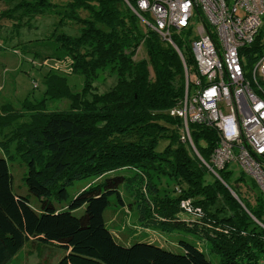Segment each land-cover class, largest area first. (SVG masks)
Segmentation results:
<instances>
[{
	"label": "trees",
	"instance_id": "trees-1",
	"mask_svg": "<svg viewBox=\"0 0 264 264\" xmlns=\"http://www.w3.org/2000/svg\"><path fill=\"white\" fill-rule=\"evenodd\" d=\"M22 8L32 15L58 12V28L60 19L79 26L77 37L60 35L54 42V57L71 60L70 68L86 85L73 92L65 77L45 76V97L67 99L69 109L33 114L18 127L25 183L40 201L38 211L28 198L14 193L8 161L0 157V264L28 243L63 250L57 264H215L209 254L218 257L217 264H262L264 194L243 171L232 180L230 165L218 171L219 178L210 171L207 164L219 141L214 128L191 124L193 145L186 138L180 111L186 70L189 76L197 73L192 43L198 39L193 27L198 20L174 30L172 46L123 0H68L61 9L53 0H33ZM197 19L203 18L198 14ZM263 53L264 17L254 43L242 51L248 77ZM107 67L117 71L116 85L104 95H92L97 71ZM154 176L159 177L157 185ZM81 180L90 183L67 207L62 205L68 188ZM168 180L176 195L166 191L161 198L158 192L167 190ZM123 188L133 192L137 206L126 202L138 211L139 220L161 235L175 229L189 234L179 241L182 253L153 242L129 247L118 242L104 213L112 198L124 205ZM246 190L253 194L256 209ZM184 200L200 213H186ZM82 208L84 214L76 216Z\"/></svg>",
	"mask_w": 264,
	"mask_h": 264
},
{
	"label": "built area",
	"instance_id": "built-area-1",
	"mask_svg": "<svg viewBox=\"0 0 264 264\" xmlns=\"http://www.w3.org/2000/svg\"><path fill=\"white\" fill-rule=\"evenodd\" d=\"M148 27L166 39L187 29L199 4H208L205 23L193 24L198 39L192 43L197 73L186 70V93L181 116L188 141L189 125L214 128L219 137L210 171L235 164L255 180L264 194V53L252 75L243 69L242 51L251 46L263 24L264 0H124ZM205 26L210 29L208 32ZM172 42V38L170 41ZM181 208L193 210L189 201Z\"/></svg>",
	"mask_w": 264,
	"mask_h": 264
},
{
	"label": "rangeland",
	"instance_id": "rangeland-1",
	"mask_svg": "<svg viewBox=\"0 0 264 264\" xmlns=\"http://www.w3.org/2000/svg\"><path fill=\"white\" fill-rule=\"evenodd\" d=\"M32 2L33 0H0V157H5L8 161L13 176L14 193L28 198L32 208L38 211L40 201L29 193L25 183L27 165L21 156L19 145L23 143V139L18 127L24 123H29L33 114L54 113L69 109L70 102L67 99L55 100L45 97L43 90L46 87L42 82L45 76L54 77V74H56L65 77L70 90L73 92L81 91L86 83L82 81L79 74L73 72L70 68V65H72L71 60L59 61L54 57V42L60 35L77 37L80 31L79 26L76 23L64 22L60 19L63 24L61 28H58L57 24L60 18L58 12H55V15L54 12L45 13L42 11H38L33 15L25 14L26 12L22 7ZM53 2L61 9L67 6L68 0H53ZM197 6L196 11L203 18L202 22L205 23V13L210 10V7L204 3ZM81 15L85 16L86 14L81 13ZM195 20L199 21L197 17ZM149 28L156 32L152 27ZM205 29L210 32V29L206 26ZM160 38L164 42L175 46L173 40L169 42L172 33L166 39L161 36ZM42 40L44 41L38 44ZM116 72V70L112 71L110 67L98 70L92 84V95H104L112 89L118 81ZM87 99L92 101L90 94ZM25 101L26 103H24ZM43 101L46 105L39 107V103ZM229 170L232 172V180H235L242 172V169L235 164H231ZM140 178L144 184L145 182L148 183L145 177L141 176ZM158 179L159 177L154 176L152 183L157 185ZM89 183L88 180H81L71 185L68 188V199L62 202V205L67 207L75 195ZM164 188L167 190H164L161 194L158 192L159 197H166V191L170 196L176 195L175 186L171 185V181H165ZM122 193L125 199L131 200L134 197L133 192L129 191L127 194L125 188L122 189ZM136 194L138 196L139 193L136 192ZM248 194L250 196L246 197L251 201V207L256 209L253 194L249 192ZM111 201L112 204L106 211L105 220L112 230L126 236L122 241L125 246L129 247L141 242H153L156 246H161L175 253L183 252L178 244L181 238H188L189 236L184 230L175 229L164 233V238L167 241L165 243L163 237L155 236L153 233L145 235L138 229L124 228L118 224L111 226L109 217L111 211L115 209L119 212L122 211L120 217L122 219L126 218L125 209L123 210L118 203L116 204L115 198H112ZM54 204H58L55 199ZM61 207L58 206V208ZM244 210L247 212L246 209ZM83 214L84 208L75 213L76 216H82ZM121 218L118 219L119 222H123ZM128 220L135 228L137 226L136 220H139V213L133 212L132 216H128ZM64 253L56 246L28 243L6 264H57ZM208 258L217 264V256L209 254ZM261 263L264 264V260Z\"/></svg>",
	"mask_w": 264,
	"mask_h": 264
},
{
	"label": "crops",
	"instance_id": "crops-1",
	"mask_svg": "<svg viewBox=\"0 0 264 264\" xmlns=\"http://www.w3.org/2000/svg\"><path fill=\"white\" fill-rule=\"evenodd\" d=\"M126 200L128 201L129 199H124V205H120L123 210L125 209L126 218L122 219L120 217V214L122 213V211L119 212V211H117V209H115V210L111 211V213L109 214V217H110V220H111L110 225L112 226L114 224H118V225L123 226L124 228L130 227L133 230L134 229L135 230H137V229L141 230L142 233L145 234V235L153 233L155 236L162 237L163 235H161L160 230L156 229L155 227L148 226V224H146V222H143L144 219L143 220H138V221L136 220L137 226L135 228L133 227V224L129 223V220L127 221L128 216H130V215L132 216L133 212L136 211L138 213V211L135 208L134 209L129 208V203H134V205L137 206V204H135L134 199H131V201L129 203L126 202ZM106 211L104 213V219L106 218L105 217L106 216ZM119 218H121L123 222H119L118 221ZM105 223H106V227L108 228V230L113 234V236L118 240V242L120 244L124 245V243L122 241H124L126 236L122 235V234H120L118 232H115L114 230H112L110 228V226L108 225V223L106 222V220H105ZM163 238H164V236H163ZM164 240H166V239L164 238Z\"/></svg>",
	"mask_w": 264,
	"mask_h": 264
},
{
	"label": "bare ground",
	"instance_id": "bare-ground-1",
	"mask_svg": "<svg viewBox=\"0 0 264 264\" xmlns=\"http://www.w3.org/2000/svg\"><path fill=\"white\" fill-rule=\"evenodd\" d=\"M75 187V186H74Z\"/></svg>",
	"mask_w": 264,
	"mask_h": 264
}]
</instances>
